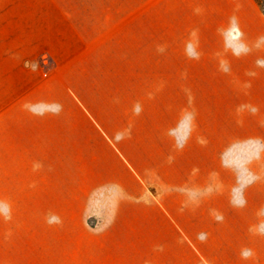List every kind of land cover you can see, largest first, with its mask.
<instances>
[{"label":"crops","instance_id":"obj_1","mask_svg":"<svg viewBox=\"0 0 264 264\" xmlns=\"http://www.w3.org/2000/svg\"><path fill=\"white\" fill-rule=\"evenodd\" d=\"M248 2L264 23L257 3ZM142 9V0H0V167L7 168V208L35 216L70 213L97 235L103 259L111 256L104 239L114 224L88 228L83 216L104 187L92 180L93 168L110 165L125 152L128 136L142 133V34L136 28ZM153 91L151 85L152 99ZM168 99L157 100V113L173 109ZM257 120L261 126L252 134L264 150V112ZM64 165L83 168L85 177L64 183ZM11 168L21 180H10ZM249 170L241 207L224 202H238L227 191L238 174L226 183L218 173L178 181L167 205L153 196L145 226L150 264H264V155ZM253 197L262 200L256 212ZM133 199L140 207L143 192ZM162 216L166 222L158 221Z\"/></svg>","mask_w":264,"mask_h":264},{"label":"rangeland","instance_id":"obj_2","mask_svg":"<svg viewBox=\"0 0 264 264\" xmlns=\"http://www.w3.org/2000/svg\"><path fill=\"white\" fill-rule=\"evenodd\" d=\"M142 7L136 24L142 34V133L140 139L128 136L125 152L112 156L110 165L93 168L92 180L104 187L83 216L88 228L114 224L104 239L111 256L103 259L97 235L70 213L35 216L13 204L7 208V168L0 167V264H150V201L158 196L167 205V192L192 175L218 173L226 183L238 174L233 190L227 188L238 202H224L246 204V176L264 155L252 134L264 112L260 12L248 0H142ZM166 96L173 109L157 113V100ZM62 172L64 183L85 177L81 167L64 165ZM9 177L21 180L13 168ZM138 192L140 207L133 199ZM250 202L256 212L262 200ZM252 218L258 223L261 215ZM138 225L143 231L135 230Z\"/></svg>","mask_w":264,"mask_h":264},{"label":"trees","instance_id":"obj_3","mask_svg":"<svg viewBox=\"0 0 264 264\" xmlns=\"http://www.w3.org/2000/svg\"><path fill=\"white\" fill-rule=\"evenodd\" d=\"M264 14V0H254Z\"/></svg>","mask_w":264,"mask_h":264}]
</instances>
